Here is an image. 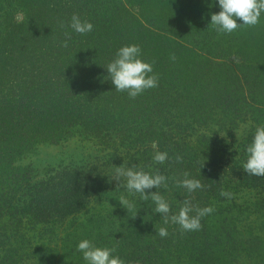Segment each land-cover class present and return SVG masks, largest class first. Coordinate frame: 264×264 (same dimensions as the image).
Returning a JSON list of instances; mask_svg holds the SVG:
<instances>
[{"label": "trees", "instance_id": "obj_1", "mask_svg": "<svg viewBox=\"0 0 264 264\" xmlns=\"http://www.w3.org/2000/svg\"><path fill=\"white\" fill-rule=\"evenodd\" d=\"M220 10L219 0H0V264H87L77 250L84 239L116 248L125 264H264V176L242 167L264 124V14L220 34L210 26ZM73 14L93 30L76 33ZM133 44L159 76L134 99L105 68ZM240 125L241 138L221 144L220 130ZM76 137L113 154L43 173L24 164L39 145ZM154 141L169 154L163 164ZM124 164L169 178L158 191L171 214L184 199L215 211L197 231L165 225L151 199L117 190L112 167ZM184 172L203 189L178 187Z\"/></svg>", "mask_w": 264, "mask_h": 264}, {"label": "clouds", "instance_id": "obj_2", "mask_svg": "<svg viewBox=\"0 0 264 264\" xmlns=\"http://www.w3.org/2000/svg\"><path fill=\"white\" fill-rule=\"evenodd\" d=\"M220 11L211 15V25L220 34H231L242 27H254L260 22L264 14V0H219ZM238 21L242 23H238ZM63 26V24H62ZM70 27L78 34H87L93 30V24L82 21L78 14L71 17ZM70 34L62 43L63 47H68ZM175 60V56L171 57ZM153 62H146L141 59V48L133 44L123 46L116 53V58L105 68L111 77V82L118 92H127L130 98H136L146 90L158 87L159 76L153 73ZM154 150L153 161L163 164L170 159L167 151H160L157 143H151ZM248 159L243 164V169L248 175L264 176V124L256 127L252 142L247 149ZM177 163H182L183 158L179 155L175 157ZM115 169L113 180L117 181V190L125 188L129 195L140 194L143 201L151 199L155 204V213L162 216L163 223L179 225L182 231H197L202 227L201 219L215 211L213 207L201 208L194 205L190 199L181 202L178 213L171 214V205L167 199L158 191L161 187H168V177L161 174L159 170L155 173L145 171L142 166L132 167L113 166ZM190 173L184 172L182 180H176L178 187L185 188L189 193L198 189H203L204 185L198 179L189 178ZM126 181V182H122ZM157 189L151 195L148 191ZM222 197L232 198V193L220 191ZM120 204L130 210L135 207L123 194L119 199ZM195 213V215H193ZM157 235L161 238L168 236L166 227L156 229ZM77 250L83 254V259L87 264H125V261L118 255L114 247H98L92 241L84 239L78 243Z\"/></svg>", "mask_w": 264, "mask_h": 264}, {"label": "rangeland", "instance_id": "obj_3", "mask_svg": "<svg viewBox=\"0 0 264 264\" xmlns=\"http://www.w3.org/2000/svg\"><path fill=\"white\" fill-rule=\"evenodd\" d=\"M6 7V5H4ZM9 9V8H8ZM8 12V10H7ZM17 12V13H16ZM13 11L15 14L16 21H22L25 17L19 9ZM7 16V14H6ZM247 128V125H240L239 129L235 131L225 130L218 133L219 139L221 140V144H225V141H231L233 138H241L242 133ZM200 133V132H199ZM125 151V150H123ZM127 151V150H126ZM125 151V152H126ZM113 154V151L102 150L100 145L97 143H88L87 141L77 138L66 139L62 141L58 145L44 143L39 145L35 150L28 154L24 164H34L40 173H43L45 168L49 165L54 164H69V163H91V162H106L109 157ZM124 154H121L120 158L123 157ZM120 160V159H119ZM125 161V158L122 159ZM114 163H118L117 159H114ZM119 167V166H117ZM114 172L115 169L112 167ZM247 192L243 191V194H239V197L246 196ZM248 196V194H247ZM246 196V198H248Z\"/></svg>", "mask_w": 264, "mask_h": 264}]
</instances>
